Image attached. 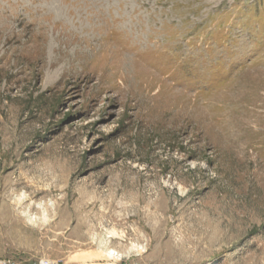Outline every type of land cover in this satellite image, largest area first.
<instances>
[{
	"label": "rangeland",
	"instance_id": "374dc122",
	"mask_svg": "<svg viewBox=\"0 0 264 264\" xmlns=\"http://www.w3.org/2000/svg\"><path fill=\"white\" fill-rule=\"evenodd\" d=\"M62 22L128 90L50 73ZM45 257L264 264V0H0V258Z\"/></svg>",
	"mask_w": 264,
	"mask_h": 264
},
{
	"label": "bare ground",
	"instance_id": "6f19581e",
	"mask_svg": "<svg viewBox=\"0 0 264 264\" xmlns=\"http://www.w3.org/2000/svg\"><path fill=\"white\" fill-rule=\"evenodd\" d=\"M70 13L73 16L75 15V12L72 13V11H71ZM76 15H77V13H76ZM91 15L93 17H96V18H97V16L98 17L104 16L103 13H93V12L90 13V16ZM72 23H74V22H72ZM59 25H61L62 28L58 32V36L54 39V42L50 43L49 41H47V42H49L50 51L52 53L51 57L49 56L50 61L49 62L47 61L48 62L47 65L51 69V71H50L51 74H54V75L59 74L61 76V78L67 77L68 79L66 78L65 80H69L70 77L75 78L76 83L79 81L80 82L85 81L86 83H88L93 77L97 76V93L108 92L110 89H113L116 93H120V92L128 90V87H129L128 75H127V73H125L122 70L123 67H121L120 65L117 64L118 62L116 61L115 55L121 54V56H124V58H125L124 61L126 62V60H127L126 57H129V54H131V47L129 48L125 44V42L122 43V41H121V42H119L120 48L115 49L110 43L111 41H110L109 36L104 37V38L102 37L103 39H102V41H100V43H99L100 45H98V43H97V45L96 44L92 45L91 42H89L88 40H87V42L83 41L81 43V40L78 39L76 36L72 38L67 33H64L63 29H65V28H64L63 22ZM59 25H56L55 27H58ZM39 26H40V28H43V29L46 28L45 25L42 24V22H40ZM47 42L44 41L43 43L39 44V48L41 50L45 49ZM84 43H86L87 46H90L89 51L84 49V47H83ZM71 47L74 48V49H72L73 51L71 50ZM100 56L103 57V62L100 64V66L99 67L96 65L91 66V63H93L94 59L100 58ZM92 59H93V61H92ZM33 62H35V61H33ZM63 63H64V65H63ZM127 63H128V61H127ZM60 64L63 65L61 67V69L58 68V66ZM37 66H38V64H37ZM28 67H29V65H28ZM60 70H61V72H59ZM118 78L122 79L121 84L117 83ZM108 251H109V255L111 257L120 258V254L116 250L108 249Z\"/></svg>",
	"mask_w": 264,
	"mask_h": 264
},
{
	"label": "built area",
	"instance_id": "2783aa9c",
	"mask_svg": "<svg viewBox=\"0 0 264 264\" xmlns=\"http://www.w3.org/2000/svg\"><path fill=\"white\" fill-rule=\"evenodd\" d=\"M0 264H17L15 261L8 258H0ZM37 264H65L60 260L52 259V258H41ZM98 264H119L117 261H103Z\"/></svg>",
	"mask_w": 264,
	"mask_h": 264
}]
</instances>
